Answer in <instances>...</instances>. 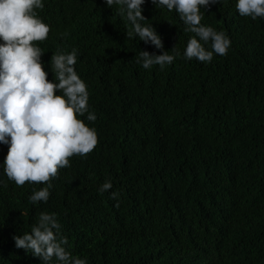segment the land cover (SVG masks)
Returning <instances> with one entry per match:
<instances>
[{"label": "trees", "instance_id": "16d2710c", "mask_svg": "<svg viewBox=\"0 0 264 264\" xmlns=\"http://www.w3.org/2000/svg\"><path fill=\"white\" fill-rule=\"evenodd\" d=\"M0 264H264V0H0Z\"/></svg>", "mask_w": 264, "mask_h": 264}]
</instances>
